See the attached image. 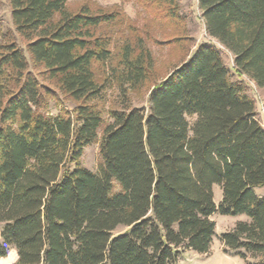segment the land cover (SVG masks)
<instances>
[{"label":"trees","instance_id":"1","mask_svg":"<svg viewBox=\"0 0 264 264\" xmlns=\"http://www.w3.org/2000/svg\"><path fill=\"white\" fill-rule=\"evenodd\" d=\"M67 0H8L16 34L0 44V259L13 264H178L209 255L214 214L244 216L222 233V253L264 263V128L220 51L196 47L149 92L146 107L114 110L105 124L95 65L111 62L118 14ZM180 25L178 0H144ZM206 35L233 72L264 88V0H197ZM121 84L135 89L152 63L142 40L118 52ZM30 66L36 70L33 74ZM51 82L75 104L45 114ZM194 118L193 122L188 119ZM99 140L97 172L80 165ZM221 191L216 205L213 188Z\"/></svg>","mask_w":264,"mask_h":264},{"label":"rangeland","instance_id":"2","mask_svg":"<svg viewBox=\"0 0 264 264\" xmlns=\"http://www.w3.org/2000/svg\"><path fill=\"white\" fill-rule=\"evenodd\" d=\"M141 3L144 0H67L66 9L70 13L77 12L82 6H88L92 11H106L118 14V22L109 27H103L95 33V36L105 37L110 41L112 59L106 65H95L94 74L98 83L105 82L102 99L94 102L106 123H109V113L114 110L129 109L133 107H146L147 97L150 90L164 79L176 66L186 60L194 52L197 46L210 43L214 45L222 56L225 65L231 70L232 79L241 81L246 87L247 95L254 101L257 119L264 128V88H258L248 78L239 77L233 72L232 55L220 46L216 41L209 38L200 18L197 8V0H178L180 25H176L168 18L161 7L153 5L150 10L143 9ZM11 8L8 0H0V44L14 41L16 45L25 51L26 42L15 32L11 20ZM137 39L142 40V45L149 52L152 67L148 79L135 89L121 84L117 65L118 52L124 42L133 45ZM119 68L116 72L111 69ZM33 74L36 70L30 66ZM118 75V76H117ZM53 94L47 102L45 114L56 115L61 110L71 111L75 104L56 90L51 82L43 80ZM193 122L194 118L188 119ZM86 147L80 159V165L91 172H97L100 164L99 140ZM214 202L217 205L221 199L219 187L213 188ZM257 195H264V188L255 189ZM211 220L215 223V236L211 244L209 255H200L191 250L183 251L178 259V264H264L260 258H248L243 261L238 257L226 256L222 253V245L219 237L222 233L231 230L239 221H246L244 216L225 217L214 214ZM12 257L9 256L0 264H10Z\"/></svg>","mask_w":264,"mask_h":264},{"label":"crops","instance_id":"3","mask_svg":"<svg viewBox=\"0 0 264 264\" xmlns=\"http://www.w3.org/2000/svg\"><path fill=\"white\" fill-rule=\"evenodd\" d=\"M9 256L12 257V261H11L10 264H13V263L16 261V259H17V255H16L15 250H11V251L9 252V254L7 255V257H9ZM7 257L0 259V263H1L3 260H5Z\"/></svg>","mask_w":264,"mask_h":264}]
</instances>
